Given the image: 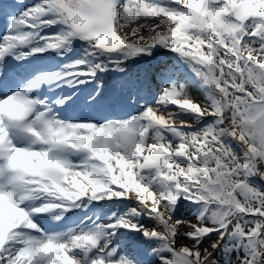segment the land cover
<instances>
[{
    "label": "snow or ice",
    "instance_id": "6c2138e0",
    "mask_svg": "<svg viewBox=\"0 0 264 264\" xmlns=\"http://www.w3.org/2000/svg\"><path fill=\"white\" fill-rule=\"evenodd\" d=\"M0 18V264H264V0Z\"/></svg>",
    "mask_w": 264,
    "mask_h": 264
},
{
    "label": "bare ground",
    "instance_id": "6f19581e",
    "mask_svg": "<svg viewBox=\"0 0 264 264\" xmlns=\"http://www.w3.org/2000/svg\"><path fill=\"white\" fill-rule=\"evenodd\" d=\"M24 2L25 3H32L33 2V0H24ZM3 23H4V21H3V19L2 18H0V30H2L3 29ZM163 59H171V57H167V58H163ZM112 79H113V76H112V74H101V79L100 80H102V82H103V84H104V87H105V89H107L109 86H110V83H111V81H112ZM87 89H91L88 85L87 86H85ZM194 91H197V93L199 94V95H201V93H200V91L198 90V89H196V88H192ZM202 96V95H201ZM84 109H86V110H89V109H87L86 107H83ZM118 110H120V109H118ZM81 111H83V109H78V112H76V113H74V115H79L80 114V112ZM107 110L106 109H99V110H97V112H95V113H92L93 115H97V116H100V115H102L103 113H105ZM121 112V111H120ZM123 112V111H122ZM77 113H79V114H77ZM119 113V112H118ZM85 114H87V113H85ZM121 114V113H120Z\"/></svg>",
    "mask_w": 264,
    "mask_h": 264
},
{
    "label": "rangeland",
    "instance_id": "374dc122",
    "mask_svg": "<svg viewBox=\"0 0 264 264\" xmlns=\"http://www.w3.org/2000/svg\"><path fill=\"white\" fill-rule=\"evenodd\" d=\"M163 58L164 57H160V59L161 60H163ZM100 82H102V80H100ZM103 83V82H102ZM90 88L91 87H93V85H88ZM89 90V89H88ZM190 91L192 92V95L196 98V99H202V96L201 95H199L198 93H197V91H194L192 88L190 89ZM142 95H144L145 97H147L148 96V92H147V89H145V91L142 93ZM141 103H142V101H141ZM81 109H83V111L82 112H80V114L81 113H83V114H85V113H87L88 114V112H89V110H86V109H84L83 107L81 108ZM110 109H107V111L105 112V113H103L102 115H105V114H109L110 113ZM121 111V112H120ZM122 111L124 112V111H130V109H127V108H125V109H120V110H116V112H117V114H122ZM119 112V113H118ZM77 114H79V113H77ZM79 114V115H80ZM187 215H189V218H191V219H194V217H191L190 216V214H187ZM235 254H233V256H234Z\"/></svg>",
    "mask_w": 264,
    "mask_h": 264
}]
</instances>
